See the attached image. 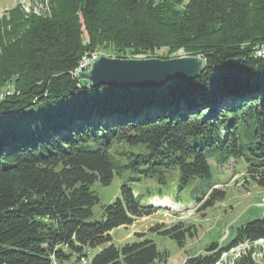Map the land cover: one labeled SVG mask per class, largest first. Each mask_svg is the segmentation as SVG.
Listing matches in <instances>:
<instances>
[{"label": "trees", "instance_id": "obj_1", "mask_svg": "<svg viewBox=\"0 0 264 264\" xmlns=\"http://www.w3.org/2000/svg\"><path fill=\"white\" fill-rule=\"evenodd\" d=\"M43 1L47 15L17 8L0 24V90L13 81L17 92L0 96V264L80 262L97 248L90 264L166 263L168 251L142 233L112 243V230L154 213L132 184L175 181L180 191L201 179L208 189L196 203L207 209L224 200L210 161L235 160L264 188V0ZM99 49L121 59L182 51L203 70L163 89L84 86L71 72ZM124 174L120 197L92 221V186ZM152 231L180 249L195 234L181 221ZM260 240L264 217L183 264H257L252 248L220 258Z\"/></svg>", "mask_w": 264, "mask_h": 264}, {"label": "rangeland", "instance_id": "obj_2", "mask_svg": "<svg viewBox=\"0 0 264 264\" xmlns=\"http://www.w3.org/2000/svg\"><path fill=\"white\" fill-rule=\"evenodd\" d=\"M17 8L25 17H38L48 14V6L43 0H0V24L1 22H8L11 11ZM166 52L165 49H162L151 55L127 56V58L165 57L167 56ZM263 52L262 50L261 53L263 54ZM94 53L98 57L101 55L114 57V51L111 49H99ZM94 53L92 52L91 54L94 55ZM182 56H185L184 53L178 51L168 57ZM79 66L80 62L71 72L72 76L76 74L75 72L79 69ZM7 86L10 87L3 89ZM3 88L0 90V96L3 90L6 91L9 88L17 95L13 81L6 82ZM210 164L213 166L211 169V183H229L223 189L224 200L207 209H201L203 202L195 206L197 199L201 198L202 194L208 189L206 181L201 179L193 180L180 191L176 190L175 181L171 182L167 187L160 186L150 179L135 182L131 188L135 192L144 194V196H154L155 198H152V200L155 199L156 202L153 203L157 209H154V213L151 216L143 217L129 227L112 230V243L116 246H122L124 243L137 240V237L133 236V234L142 233V238L153 241L159 250H166L169 253L166 263L157 264H183L187 256L203 253L212 244L225 245L234 237L237 228L247 222L264 217V208L259 205L260 199L264 196V188L258 186L252 179H248L243 161L232 160L223 168L215 167L213 161H210ZM127 178L128 174L114 176L108 186H102L99 183L92 186V190L99 197V202L92 207V221H103V207L120 197L121 187L128 184L126 182ZM149 200L150 197H148V200L144 198L146 202ZM169 207H174L175 209L168 213L167 211L171 210ZM166 215H170L175 219H167L165 218ZM180 221L185 226L194 227L195 232L192 238L186 235V245L183 249H180L174 240L162 237L152 231L153 228L159 229L161 225L168 227ZM250 248L254 251L253 257L256 263L264 264V240L257 241L252 245L248 243L240 244L228 253L223 254L220 262H230L240 253ZM99 250L100 248L90 250V254L85 258V260L87 259L86 262H79L77 256L73 255L69 261L59 264H90L91 258Z\"/></svg>", "mask_w": 264, "mask_h": 264}, {"label": "water", "instance_id": "obj_3", "mask_svg": "<svg viewBox=\"0 0 264 264\" xmlns=\"http://www.w3.org/2000/svg\"><path fill=\"white\" fill-rule=\"evenodd\" d=\"M203 70L200 57L115 58L104 55L93 61L87 73H81L84 86L124 89L159 88L175 81L190 82Z\"/></svg>", "mask_w": 264, "mask_h": 264}, {"label": "built area", "instance_id": "obj_4", "mask_svg": "<svg viewBox=\"0 0 264 264\" xmlns=\"http://www.w3.org/2000/svg\"><path fill=\"white\" fill-rule=\"evenodd\" d=\"M95 60V58H93V55L90 54V55H85L83 57V69H81L80 71H78L77 73V80L80 79V74L81 73H86L87 71L90 70L91 68V65L93 63V61ZM81 80V79H80ZM10 87V86H9ZM10 89V88H9ZM13 94V91L12 90H9V95H12ZM5 98V97H4ZM4 98H0V101ZM260 206L264 208V196L261 198V201H260ZM167 219H175L174 217H171L170 215H166L165 216ZM50 264H57L56 260H55V257L53 258H50Z\"/></svg>", "mask_w": 264, "mask_h": 264}, {"label": "bare ground", "instance_id": "obj_5", "mask_svg": "<svg viewBox=\"0 0 264 264\" xmlns=\"http://www.w3.org/2000/svg\"><path fill=\"white\" fill-rule=\"evenodd\" d=\"M139 57V56H138ZM137 57V58H138ZM93 58H95V60L98 58V55L96 54V53H94V55H93ZM81 69H83V58H82V61H80V66H79V69L75 72L76 74H74L72 77H74V78H77V73H78V71H80ZM78 86H79V84H78ZM9 86H7V88H8ZM6 88V89H7ZM3 93V92H2ZM7 94H9V93H7ZM1 96H3V95H1ZM156 201H154V203H155ZM153 203V204H154ZM51 258H53V256H51ZM80 261L81 262H86L87 261V259L85 260V257H83V258H81L80 259ZM58 264V263H57Z\"/></svg>", "mask_w": 264, "mask_h": 264}]
</instances>
